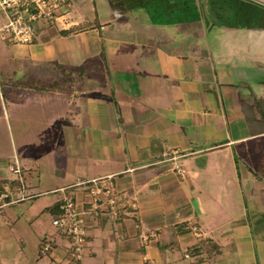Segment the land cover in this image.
Segmentation results:
<instances>
[{
    "label": "crops",
    "instance_id": "crops-1",
    "mask_svg": "<svg viewBox=\"0 0 264 264\" xmlns=\"http://www.w3.org/2000/svg\"><path fill=\"white\" fill-rule=\"evenodd\" d=\"M59 14L31 44L0 38V99L60 108L46 162L0 161V188L16 158L26 197L0 210V264H264V0H70ZM68 69L81 91L37 90ZM107 176L135 208L90 220L70 262L47 209L85 208Z\"/></svg>",
    "mask_w": 264,
    "mask_h": 264
},
{
    "label": "built area",
    "instance_id": "built-area-1",
    "mask_svg": "<svg viewBox=\"0 0 264 264\" xmlns=\"http://www.w3.org/2000/svg\"><path fill=\"white\" fill-rule=\"evenodd\" d=\"M70 0H0V11L3 13L5 22L0 27V38L3 41L19 44H31L36 38L35 27L39 22L49 24L59 21L63 16L58 15L63 7L69 5ZM10 170L17 176L13 182H7L0 188V210L8 205L22 202L26 199L20 194L22 192V180L20 178V167L14 158ZM182 173L181 170H179ZM90 188V200L85 208H77L75 202L70 198H64L61 205V215L53 221V225L69 241L68 260L78 262L88 249V224L90 220L103 215L106 219H116L124 207L135 208V203L124 198L121 203L116 198V189L112 177L93 180ZM19 190V191H18ZM105 204L106 210H102ZM53 247L48 241H44L39 253L42 256L53 255ZM51 264H61L53 259Z\"/></svg>",
    "mask_w": 264,
    "mask_h": 264
},
{
    "label": "rangeland",
    "instance_id": "rangeland-1",
    "mask_svg": "<svg viewBox=\"0 0 264 264\" xmlns=\"http://www.w3.org/2000/svg\"><path fill=\"white\" fill-rule=\"evenodd\" d=\"M57 75L59 77L58 71ZM59 78H56L58 79L57 87L54 88L53 85L51 86V88L54 89L48 87L52 84L53 80L51 78L49 79L50 81H47L49 84L39 86V91L44 93L50 92L51 90L66 93L81 91L79 87L82 84V76H77V74H73L72 71L69 70L65 72L64 77ZM91 78L92 81H101L99 79L93 80V76H91ZM256 87V85H253L251 88ZM256 92H258V90H256ZM250 94L248 93L250 98H253L254 91L252 89ZM3 97V99H0V161H10L14 155H23L26 157L25 160H27L32 155L34 159L40 162H46L49 157L46 154L49 152L44 150V143L50 141L49 136L44 133L48 121L47 116L52 115V112L55 114L59 113L58 110H60V108L58 106L53 108L48 106V108L52 110L44 114V111L47 110L44 109L42 111L39 105L33 107L31 103L24 101V99L18 101L17 105L10 107L5 91H3ZM35 110L40 113L34 114ZM11 176L8 170L0 169V178H10ZM20 205L21 204L13 205L10 209L18 211Z\"/></svg>",
    "mask_w": 264,
    "mask_h": 264
},
{
    "label": "trees",
    "instance_id": "trees-1",
    "mask_svg": "<svg viewBox=\"0 0 264 264\" xmlns=\"http://www.w3.org/2000/svg\"><path fill=\"white\" fill-rule=\"evenodd\" d=\"M68 70L71 71V69H68ZM52 85H53L54 88H55V87H57L58 82H54V83H52V84H51L50 86H48V87H50V89H54V88H51ZM81 86H82V85H81ZM37 90H40V89L38 88ZM262 103H263V105L261 104L260 108H262L261 110L264 111V110H263V107H264V100H263ZM259 120H260V119H259ZM261 120H262V122H263L262 124H264V115H262ZM59 205H60V204H59ZM59 205H55V206H53V207L47 209V211H48V212H51V213L53 212L52 215L55 214L54 216H56V218H58V217L61 215V210H59Z\"/></svg>",
    "mask_w": 264,
    "mask_h": 264
}]
</instances>
